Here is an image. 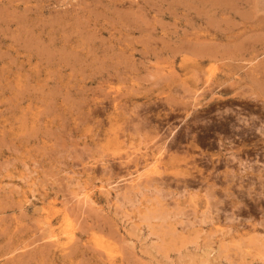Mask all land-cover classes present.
<instances>
[{
  "label": "rangeland",
  "instance_id": "rangeland-1",
  "mask_svg": "<svg viewBox=\"0 0 264 264\" xmlns=\"http://www.w3.org/2000/svg\"><path fill=\"white\" fill-rule=\"evenodd\" d=\"M0 264H264V0H0Z\"/></svg>",
  "mask_w": 264,
  "mask_h": 264
},
{
  "label": "bare ground",
  "instance_id": "bare-ground-1",
  "mask_svg": "<svg viewBox=\"0 0 264 264\" xmlns=\"http://www.w3.org/2000/svg\"><path fill=\"white\" fill-rule=\"evenodd\" d=\"M248 15V14H247ZM213 20V19H212ZM210 24V23H209ZM200 46V45H199ZM204 46V45H203ZM200 48V47H199ZM199 50V49H198ZM202 52V51H201ZM210 55H211V53H210ZM191 62V61H190ZM154 167V166H153ZM48 219V218H47Z\"/></svg>",
  "mask_w": 264,
  "mask_h": 264
}]
</instances>
